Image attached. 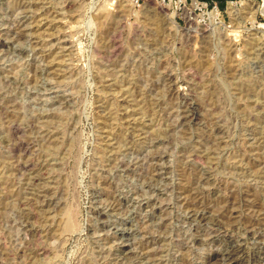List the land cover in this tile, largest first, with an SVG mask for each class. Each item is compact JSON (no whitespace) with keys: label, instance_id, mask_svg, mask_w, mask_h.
I'll return each mask as SVG.
<instances>
[{"label":"rangeland","instance_id":"374dc122","mask_svg":"<svg viewBox=\"0 0 264 264\" xmlns=\"http://www.w3.org/2000/svg\"><path fill=\"white\" fill-rule=\"evenodd\" d=\"M260 3L0 0V264H264Z\"/></svg>","mask_w":264,"mask_h":264},{"label":"bare ground","instance_id":"6f19581e","mask_svg":"<svg viewBox=\"0 0 264 264\" xmlns=\"http://www.w3.org/2000/svg\"><path fill=\"white\" fill-rule=\"evenodd\" d=\"M21 5V4H20ZM235 6V5H234ZM234 6H233V8H234ZM231 7V9H232V6H230ZM255 10V12H252V20L253 21H255L256 20V17H257V14L259 13V12H262L263 14H264V5H263V3H260V4H255L254 5V7H253ZM27 9V8H26ZM233 11H236V8H235V10L233 9ZM232 11V12H233ZM123 13V12H122ZM152 13V12H151ZM235 13H239V12H235ZM215 14V13H214ZM121 15V14H120ZM109 16V15H108ZM108 16H105V17H108ZM120 17V16H119ZM170 17H171V15H170ZM170 17H168V18H170ZM173 17H174V15H173ZM103 18H104V16H103ZM238 18V17H237ZM110 19V18H109ZM120 19V18H119ZM176 19V18H175ZM108 20V19H107ZM116 20V19H115ZM105 21V20H104ZM171 21H173V20H171L170 19V21L169 22H171ZM102 22V21H101ZM115 22V21H114ZM120 22V21H119ZM122 22V21H121ZM175 22V21H174ZM104 23V22H103ZM172 23V22H171ZM120 24V23H119ZM27 25V24H26ZM101 25V24H100ZM112 25V24H111ZM104 27H106L105 25H103ZM24 27V26H23ZM27 27V26H26ZM116 27V26H115ZM114 27V28H115ZM263 29H264V27L263 26H261ZM16 28V27H15ZM14 28V29H15ZM109 28V27H108ZM18 29V28H17ZM102 29H105V28H103L102 27ZM110 29V28H109ZM103 31H106V30H103ZM21 32H23V31H21ZM108 32H110V31H107L106 32V34H108ZM112 33V32H111ZM262 33V32H261ZM103 34V33H102ZM262 35V34H261ZM105 37H106V35H105ZM104 37V38H105ZM261 37H263V36H261ZM104 41V40H103ZM3 42V41H2ZM108 42V41H107ZM6 43V42H5ZM105 44V43H104ZM68 45V44H67ZM251 45H252V43H251ZM253 46V45H252ZM255 46V45H254ZM251 47V46H250ZM106 48V47H105ZM257 48V47H256ZM254 50V49H253ZM252 51V50H251ZM252 53V52H251ZM54 56V55H53ZM54 58V57H53ZM51 59V58H50ZM54 59H56V58H54ZM50 61V60H49ZM50 64V63H49ZM230 66V65H229ZM38 67V66H37ZM54 67V66H53ZM230 72H232V74H233V71H230ZM33 74V73H32ZM34 75V74H33ZM35 76V75H34ZM169 83V82H168ZM163 89V88H162ZM163 90H165V89H163ZM177 90V89H176ZM247 90V89H246ZM249 90V89H248ZM166 91H168V90H166ZM246 92V91H245ZM249 92V91H248ZM156 93V92H155ZM165 94H166V92H165ZM245 94V93H244ZM153 97V96H152ZM161 97V96H160ZM156 98V97H155ZM164 98H166V97H164ZM165 100V99H164ZM166 100H168V99H166ZM175 100V99H174ZM153 101V100H152ZM9 103V102H8ZM137 103V102H136ZM154 103V102H153ZM165 103V102H164ZM169 103V102H168ZM160 104V103H159ZM171 105V104H170ZM160 106V105H159ZM162 106V105H161ZM14 107V106H13ZM140 107V106H139ZM18 109V108H17ZM144 109V108H143ZM164 109V108H163ZM206 109V108H205ZM15 110V109H14ZM148 111V110H147ZM207 111H209V110H207ZM167 112V111H166ZM194 112V111H193ZM212 112V111H211ZM211 112H210V115H211ZM169 113V112H168ZM209 113V112H208ZM15 114V113H14ZM183 115H185V114H183ZM17 116V115H16ZM213 116V115H212ZM192 118V117H191ZM47 119V118H46ZM181 121V120H180ZM212 122V121H211ZM15 126V125H14ZM35 127V126H34ZM37 127V126H36ZM141 127V126H140ZM225 132V131H224ZM222 133V132H221ZM220 133V134H221ZM215 134V133H214ZM224 134V133H223ZM222 135V134H221ZM221 135H219V136H221ZM223 137H224V135H223ZM222 138V137H221ZM52 140V139H51ZM218 140V139H217ZM55 141V140H54ZM218 142H220V141H218ZM213 143H215V141H213L212 142V144ZM50 144V143H49ZM217 144V143H216ZM218 146V145H217ZM220 146V145H219ZM223 146V145H222ZM216 147V146H215ZM103 148V147H102ZM101 148V149H102ZM253 148V147H252ZM214 149V148H213ZM105 150H106V148H105ZM215 151H217V150H215ZM219 151V150H218ZM216 154V153H215ZM249 154V153H248ZM250 154H251V152H250ZM211 156V155H210ZM212 157H214V156H212ZM263 157V156H262ZM243 158V157H242ZM250 162V161H249ZM124 165V164H123ZM257 165V164H256ZM262 167V166H261ZM261 169H263V168H261ZM253 171H254V169H252ZM194 172V171H193ZM196 172V171H195ZM199 173V172H198ZM263 175V174H262ZM190 176H192V175H190ZM258 176V175H257ZM189 179V178H191V177H189L188 175H187V177L185 176V179L184 180H187V179ZM196 178V177H195ZM190 181H191V179H190ZM189 181V182H190ZM180 182H182V181H180ZM185 182V181H184ZM12 183V182H11ZM186 183H188V181L186 182ZM187 185V184H186ZM11 187V186H10ZM196 190V189H195ZM194 190V191H195ZM200 190V189H199ZM10 191V190H9ZM22 191V190H21ZM239 191V190H238ZM244 191V190H243ZM242 191V192H243ZM18 192V191H17ZM19 193V192H18ZM187 193V192H186ZM185 193V194H186ZM251 193V195L252 196H254L255 197V199H253V200H248V205L250 206V208L252 209V212L250 211V215H249V218L250 219H252L253 221H255V220H258L259 219V217H257L258 216V211H260L261 209H260V207H261V203L260 202H258V193L257 192H255V191H253V192H250ZM260 193V192H259ZM23 194V193H22ZM196 194V193H195ZM198 194V193H197ZM21 195V194H20ZM202 195V194H201ZM185 196V195H184ZM198 196V195H197ZM237 197L235 196V199H236ZM245 198H246V196H245ZM20 199V198H19ZM194 199V198H193ZM223 199V198H222ZM221 199V200H222ZM248 199V198H247ZM24 200V199H23ZM191 200V199H190ZM217 200V199H216ZM237 200V199H236ZM192 201H194V200H192ZM202 201V200H201ZM227 201V200H226ZM228 201H230V200H228ZM238 201V200H237ZM192 203H195V202H192ZM218 203V202H217ZM233 203V202H232ZM202 204V203H201ZM204 204V203H203ZM236 205V204H235ZM260 205V206H259ZM212 206V205H211ZM225 205H223L222 206V208H225L224 207ZM229 206V205H228ZM234 206V205H233ZM239 206V205H238ZM189 207V206H188ZM207 207V206H206ZM186 208V207H185ZM195 208V207H194ZM198 208V207H197ZM205 208V207H204ZM218 208V207H217ZM216 208V209H217ZM221 208V207H220ZM221 208V209H222ZM232 208H234V207H232ZM196 209V208H195ZM238 209V208H237ZM245 209V208H244ZM263 209V208H262ZM201 210V209H200ZM215 210V209H214ZM213 210V211H214ZM218 210H220L219 208H218ZM223 210V209H222ZM221 211V210H220ZM263 210H261V212H262ZM197 212V211H196ZM222 212V211H221ZM227 212V214L229 213L228 211H226ZM222 213H225V212H222ZM72 215V214H71ZM219 215V214H218ZM222 215V214H221ZM223 216V215H222ZM228 216V215H227ZM231 216V215H230ZM234 216H236V215H234ZM248 216V215H247ZM75 218V217H74ZM72 219V218H71ZM150 219V218H149ZM225 219V218H224ZM73 220V219H72ZM220 221V220H219ZM222 221V220H221ZM233 222V221H232ZM252 222V221H251ZM257 222V221H256ZM76 223V222H75ZM74 223V224H75ZM227 223H229V222H226V224ZM247 223V222H246ZM255 223V222H254ZM253 223V224H254ZM245 224V223H244ZM77 225V224H76ZM247 225H249V224H247ZM258 225V224H257ZM230 226V225H229ZM262 226V225H261ZM231 227V226H230ZM257 227V226H256ZM209 228V227H208ZM254 227H252V229H253ZM261 228V227H260ZM72 229V228H71ZM70 229V230H71ZM213 229H214V227H213ZM249 229V228H248ZM251 229V230H252ZM259 229V228H258ZM69 230V231H70ZM207 230V229H206ZM254 230V229H253ZM220 232V231H219ZM201 234V233H200ZM234 234V233H233ZM232 236H234V235H232ZM256 236V235H255ZM208 238V237H207ZM218 238V237H217ZM154 239V238H153ZM255 239V238H254ZM208 240V239H207ZM215 240V239H214ZM210 241V240H209ZM147 242V241H146ZM193 243V242H192ZM188 245V244H187ZM145 246V245H144ZM193 246V245H192ZM257 247H259V246H257ZM141 250V249H140ZM152 250V249H151ZM179 250V249H178ZM190 250V249H189ZM235 250V249H234ZM234 250H232V251H229V252H227L226 254H225V258H229L230 259V261L232 260V259H234L235 258V255H237V251H234ZM148 251V250H147ZM181 251V250H180ZM264 251V250H263ZM145 253V252H144ZM183 253V252H182ZM190 253V252H189ZM150 254V253H149ZM188 254V253H187ZM177 255V254H176ZM146 256V255H145ZM224 256V255H223ZM218 257V256H217ZM187 258V257H186ZM264 259V258H263ZM235 261V260H234ZM182 263V262H181ZM248 264V263H247Z\"/></svg>","mask_w":264,"mask_h":264}]
</instances>
